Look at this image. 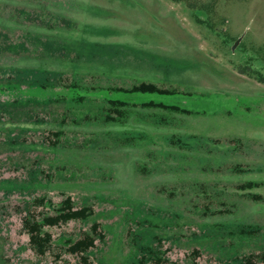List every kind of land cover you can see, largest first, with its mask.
I'll use <instances>...</instances> for the list:
<instances>
[{"label":"rangeland","instance_id":"obj_1","mask_svg":"<svg viewBox=\"0 0 264 264\" xmlns=\"http://www.w3.org/2000/svg\"><path fill=\"white\" fill-rule=\"evenodd\" d=\"M138 82L173 93L111 88ZM67 195L91 215L35 253ZM85 233L91 264H264V0H0V264Z\"/></svg>","mask_w":264,"mask_h":264},{"label":"trees","instance_id":"obj_2","mask_svg":"<svg viewBox=\"0 0 264 264\" xmlns=\"http://www.w3.org/2000/svg\"><path fill=\"white\" fill-rule=\"evenodd\" d=\"M114 91H121L125 93H158V94H171L173 90H168L162 87L155 85L154 83L150 82H138L135 84H131L126 87L122 86H111ZM125 105L124 102L118 101L117 99H107V108L108 111L111 110L114 115L120 117L122 116V111L120 112V107ZM142 106L146 107H157L162 109H167L174 112L185 113L187 112L186 109L180 108L174 104H163L161 102H153L148 101L146 103H141ZM120 106V107H119ZM108 120H116L112 116H107ZM241 189H249L252 186V183H242L238 185ZM252 198V197H251ZM61 205L57 213L49 216H43L40 221H36L35 219H23V227L25 228L27 235H28V244L37 254H43L51 240L50 234L47 232H42L41 227L43 225L53 226L59 223L66 222L70 219H80L85 220L91 215V209L88 206H81L79 208H73L72 201L70 196H65L61 200ZM98 223L92 222L90 224V230L92 234H96L97 236H101L100 232L98 231ZM94 247V237L90 234H83L82 237L69 242L67 246V251L75 254L78 256L80 264H91L88 251L90 248ZM151 259L152 264H161L162 259L160 252L157 250H152L149 246L145 247V251L140 255L138 264H141L143 260ZM253 256L248 255L244 258L243 264H255L253 263Z\"/></svg>","mask_w":264,"mask_h":264}]
</instances>
